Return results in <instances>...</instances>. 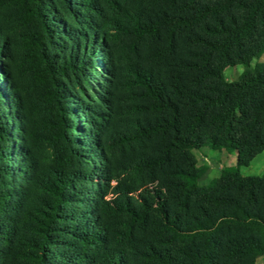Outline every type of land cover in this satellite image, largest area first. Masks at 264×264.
I'll use <instances>...</instances> for the list:
<instances>
[{
    "label": "trees",
    "instance_id": "1",
    "mask_svg": "<svg viewBox=\"0 0 264 264\" xmlns=\"http://www.w3.org/2000/svg\"><path fill=\"white\" fill-rule=\"evenodd\" d=\"M262 56L264 0H0V264H256Z\"/></svg>",
    "mask_w": 264,
    "mask_h": 264
},
{
    "label": "rangeland",
    "instance_id": "2",
    "mask_svg": "<svg viewBox=\"0 0 264 264\" xmlns=\"http://www.w3.org/2000/svg\"><path fill=\"white\" fill-rule=\"evenodd\" d=\"M258 61L263 62L264 57H260ZM256 62L255 59L251 61V65ZM243 67L241 65L227 66L222 71V77L227 82L236 81L241 73ZM94 82H91L92 87L96 89ZM75 127L80 129L83 126L81 119H74ZM196 159V167L199 177L197 183L200 186H208L220 176L224 169L236 166V153L234 151L228 152L225 150H213L208 146L194 149L191 151ZM239 172L244 176L256 175L261 176L264 172V150L253 156L247 163V166L239 168ZM256 264H264V257L257 259Z\"/></svg>",
    "mask_w": 264,
    "mask_h": 264
}]
</instances>
